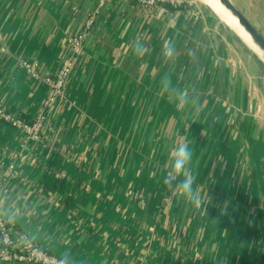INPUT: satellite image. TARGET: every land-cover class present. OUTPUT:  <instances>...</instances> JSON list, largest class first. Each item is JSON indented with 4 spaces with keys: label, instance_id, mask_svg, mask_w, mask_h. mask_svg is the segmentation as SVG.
Returning a JSON list of instances; mask_svg holds the SVG:
<instances>
[{
    "label": "crops",
    "instance_id": "crops-1",
    "mask_svg": "<svg viewBox=\"0 0 264 264\" xmlns=\"http://www.w3.org/2000/svg\"><path fill=\"white\" fill-rule=\"evenodd\" d=\"M204 12H145L129 0H0V107L27 121L47 115L38 141L0 120V215L14 234L72 264H264V155L245 132L249 147L230 137L236 110L212 101L215 88L202 107L141 104L157 96L153 83L192 82L198 73L215 87L227 82L219 25L211 15V29ZM81 33L65 97L45 107L49 87L19 62L53 77L68 38ZM181 139L194 151L201 205L163 183L168 149ZM131 191L148 199L129 201Z\"/></svg>",
    "mask_w": 264,
    "mask_h": 264
},
{
    "label": "rangeland",
    "instance_id": "rangeland-1",
    "mask_svg": "<svg viewBox=\"0 0 264 264\" xmlns=\"http://www.w3.org/2000/svg\"><path fill=\"white\" fill-rule=\"evenodd\" d=\"M234 5L242 11L244 16L249 20V22L261 33L264 37V0H231ZM195 6H199L200 9L203 8L209 18L208 22L211 25V29L213 28V23L216 22L219 25V29L214 30L216 36L219 38V46L220 49L218 51L224 50L225 56L220 57L224 61V66L226 69V79L227 86L224 81L217 82L216 87L213 86L211 81L205 80L206 77L204 75L200 76L198 73L194 80L191 82L190 80L183 81L182 78L179 77V80H176L169 84V81L162 82L159 87V82L156 85L153 83L151 87L147 86V88L151 89L152 93H155L158 89L157 96H155L154 100L151 103L149 99L146 97H142L141 104L145 105H153L155 106V102L157 101L158 106L161 105H176V108L182 106L185 108V104L190 105L193 108V104L195 107L206 104L207 99L201 98L202 94L210 95L209 89H214V92L217 93L214 95L212 100L214 103H220L221 105L230 106L232 109L236 110L235 120L237 122L238 128L232 127V134L230 137H236L237 135V144H243V142L248 145L246 140L252 139V145L256 148L257 151L255 153L259 156L264 155V61L255 51L249 49L246 44L238 37L235 33L224 23L216 17L210 9H208L200 0H192V4ZM190 5V6H191ZM214 22L212 21V16ZM210 20V21H209ZM214 34V33H213ZM236 46V47H235ZM236 48V49H235ZM208 72H206L207 74ZM208 78V77H207ZM224 80V78H223ZM206 84L207 86H204ZM147 85V84H146ZM145 85V86H146ZM190 85V86H189ZM192 88V92L196 95L192 97H188L185 90ZM157 88V89H156ZM172 88L171 93H166V89ZM183 90V91H182ZM223 90H226L227 93H222ZM185 91V92H184ZM182 98L183 102H178ZM217 100V101H216ZM202 101V102H201ZM202 103V104H201ZM174 104V105H173ZM207 105V104H206ZM205 105V106H206ZM178 109V110H179ZM177 110V109H176ZM185 111V110H184ZM184 111L182 113L184 115ZM197 116V113L194 117ZM186 117V115H184ZM193 117V118H194ZM192 118V119H193ZM194 121V120H193ZM243 130V131H242ZM242 132H245L244 137L241 136ZM243 137V138H241ZM262 142V143H261ZM227 142L221 148L226 149L229 148ZM261 143V144H260ZM256 144V145H255ZM127 145V152L131 154L132 148ZM130 146V147H128ZM243 147V145H240ZM249 147V145H248ZM149 148V147H148ZM258 148V149H257ZM144 160L149 159L150 155L149 150L147 149L145 152H139ZM147 162V161H146ZM260 166L258 169L264 175V156L259 161ZM239 165L245 164V162H238ZM242 165V166H243ZM143 165V168H145ZM130 180V179H128ZM132 183V181H128ZM148 194H141L138 192H128L127 200L135 202V201H145L148 199ZM256 212V210L254 211ZM256 215V213L254 214ZM256 217V216H255ZM264 235V232H263ZM259 238V242H260Z\"/></svg>",
    "mask_w": 264,
    "mask_h": 264
},
{
    "label": "built area",
    "instance_id": "built-area-1",
    "mask_svg": "<svg viewBox=\"0 0 264 264\" xmlns=\"http://www.w3.org/2000/svg\"><path fill=\"white\" fill-rule=\"evenodd\" d=\"M138 5L145 12H153L159 7L169 8L188 7L192 0H129ZM92 23L86 21V28ZM85 34L70 37L67 40L68 55L62 60L60 67L53 77H44L40 73L39 65L35 62L21 60L19 67L31 78L40 80L49 87V94L45 107L56 100L64 99L65 87L72 74L76 59L82 50ZM0 120L21 132L30 141H38L47 121L44 111L39 112L31 121L23 120L17 113L10 112L0 107ZM0 263L7 264H72L64 259L51 255L37 247L34 242L24 234H14L6 225L0 215Z\"/></svg>",
    "mask_w": 264,
    "mask_h": 264
},
{
    "label": "clouds",
    "instance_id": "clouds-1",
    "mask_svg": "<svg viewBox=\"0 0 264 264\" xmlns=\"http://www.w3.org/2000/svg\"><path fill=\"white\" fill-rule=\"evenodd\" d=\"M133 49L137 55L144 53L146 50L139 43H134ZM173 54V47L170 46L169 41H166L163 48V55L165 58L171 59ZM178 102L182 103V98ZM168 158L170 167L164 174L163 183L170 190L178 193L181 198L190 203L201 205L203 203V197L200 195L198 187H195L196 174L193 170L194 151L189 146V142L181 139L174 146L169 147ZM219 207L222 215L229 214V201H224Z\"/></svg>",
    "mask_w": 264,
    "mask_h": 264
},
{
    "label": "bare ground",
    "instance_id": "bare-ground-1",
    "mask_svg": "<svg viewBox=\"0 0 264 264\" xmlns=\"http://www.w3.org/2000/svg\"><path fill=\"white\" fill-rule=\"evenodd\" d=\"M212 13L221 20L222 23L226 24L233 33L236 34L246 46L255 51L262 58V54L259 49L251 42L250 37L243 31V29L238 25L237 20L233 18L229 12H227L218 2V0H200ZM263 60V58H262Z\"/></svg>",
    "mask_w": 264,
    "mask_h": 264
},
{
    "label": "water",
    "instance_id": "water-1",
    "mask_svg": "<svg viewBox=\"0 0 264 264\" xmlns=\"http://www.w3.org/2000/svg\"><path fill=\"white\" fill-rule=\"evenodd\" d=\"M219 4L237 20L238 25L250 37L251 42L259 49L264 61V37L249 22L244 14L234 5L231 0H218ZM264 211V210H263Z\"/></svg>",
    "mask_w": 264,
    "mask_h": 264
},
{
    "label": "trees",
    "instance_id": "trees-1",
    "mask_svg": "<svg viewBox=\"0 0 264 264\" xmlns=\"http://www.w3.org/2000/svg\"><path fill=\"white\" fill-rule=\"evenodd\" d=\"M182 8H185V7L173 8V9H182ZM23 120L27 121V119H24V118H23ZM73 252H74V248L72 249L71 254H72ZM71 254H69V255H71ZM64 260H65L66 262H70L69 259H68V257L64 258Z\"/></svg>",
    "mask_w": 264,
    "mask_h": 264
}]
</instances>
